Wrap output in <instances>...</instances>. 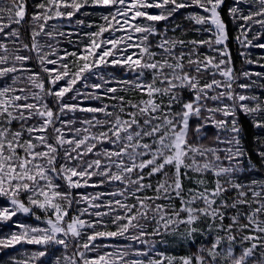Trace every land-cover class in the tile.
Instances as JSON below:
<instances>
[{
	"label": "snow or ice",
	"instance_id": "1",
	"mask_svg": "<svg viewBox=\"0 0 264 264\" xmlns=\"http://www.w3.org/2000/svg\"><path fill=\"white\" fill-rule=\"evenodd\" d=\"M222 5L0 0V253L21 246L4 264H264V72L237 73ZM227 12L264 49V0ZM117 237L142 247L98 243ZM166 237L196 251L155 252Z\"/></svg>",
	"mask_w": 264,
	"mask_h": 264
},
{
	"label": "trees",
	"instance_id": "2",
	"mask_svg": "<svg viewBox=\"0 0 264 264\" xmlns=\"http://www.w3.org/2000/svg\"><path fill=\"white\" fill-rule=\"evenodd\" d=\"M28 4H29L28 11L31 13L33 11L34 5L36 4V0H28ZM232 4H233V0H225V5H222L221 15H222L225 23L227 24V28H228V36H229L228 48H229V50L231 51V54H232V61H233V64L235 66V69H236L237 73H239L241 69L246 70V69L252 67V65L246 64L244 59H242L241 56L239 55V53L241 51H248L249 49H251V47L246 49V50L242 49L240 44L236 40V36L238 35V26H239L241 21H239V20L233 21L229 17L228 12H227V8L232 6ZM88 9L101 10L103 12L105 11L104 9L99 8V7L86 8L84 10H88ZM180 16H183V15H180ZM77 18H83V17H80V14H77ZM162 26H163V22H160V25H158V27H162ZM71 27L75 28V25L73 24ZM106 35H107V33L105 34V36ZM24 38H25V42H28L27 33H24ZM64 44L68 45L66 39H64ZM201 50H207V49H201ZM116 75L120 76L121 73L117 72ZM244 81L245 80H241L240 82L242 83ZM92 103H95V102H92ZM77 115L79 116V114H77ZM240 119H241L242 123H244V125H245L248 138L251 139V135H252L253 129L251 128L250 122L247 121L246 118H244L243 116H241ZM209 132L211 134V130H209ZM92 190H94V189H92V188H88L87 189L88 192H91ZM3 203H4L3 201H0V204H3ZM16 218L17 217H14L13 220H16ZM24 218L25 219L34 220L31 217H24ZM11 226H12V222L9 221L3 227L5 229H8ZM165 239L168 240V244L164 245V244L157 243L155 251H157V250H159V251H167V252L172 253V254H177V253H180V252H183V251H185L188 254H192V253H194L196 251L195 247H189L187 245L181 244L179 241H174V240H172L171 238H168V237H166ZM98 243L110 244V245H113L114 243H119V244L123 243L125 245H127L129 243H133L134 248H141L142 247L141 245H139L136 242H130V241L126 240V239L120 240L119 237L104 239V240L98 241ZM25 247L29 248V249H33V250H36V248H37V246H32V245H27ZM143 247L146 248L147 246H143ZM20 249H21V246L17 245L16 249L5 250L4 253H0V260L4 259L6 257L12 256L14 254H17L18 250H20ZM49 258H51V257L49 256V257L41 258L39 264H50V262L48 260ZM145 261H147V260H145Z\"/></svg>",
	"mask_w": 264,
	"mask_h": 264
},
{
	"label": "rangeland",
	"instance_id": "3",
	"mask_svg": "<svg viewBox=\"0 0 264 264\" xmlns=\"http://www.w3.org/2000/svg\"><path fill=\"white\" fill-rule=\"evenodd\" d=\"M38 2V0H36V3ZM83 11H87V12H90V13H92V15L90 16V17H87L86 18V23L88 22V21H96V22H99V17H100V13L101 12H103V11H101V10H93V9H88V10H83ZM183 21V16H177V18H176V23H180V22H182ZM241 23V22H240ZM170 27H171V25H170ZM185 27L187 28V24L185 23ZM75 28L74 27H65V28H63V29H61V30H63V31H73ZM91 30H95L94 28L93 29H91ZM169 34V36H176V37H180V38H185V39H193V38H195V39H201V38H206V36H198V35H195L193 32H191V31H189L188 32V35L186 36V37H182V34H181V32H180V30H177L175 33H173V32H169L168 33ZM107 36V35H106ZM251 37H252V33H249V38L251 39ZM71 39L72 40H77V39H79V37L78 36H72L71 37ZM253 43L254 44H256V43H264V38H261L259 41H253ZM61 47H68L69 48V50H72V48H71V46L68 44V45H66V44H64V40H62V42H61V45H60ZM202 52H206L207 50H201ZM247 53H248V56H249V58L250 59H257L258 57H260V56H264V49H260V48H258V47H251V49H249L248 51H247ZM54 58V57H53ZM262 63H264V61H262ZM246 70H249V71H254V72H264V68H261V67H259L258 65H255V64H252V67H250V68H248V69H246ZM247 81H244V82H242V83H246ZM80 85L78 84L77 85V87H79ZM105 189H103V188H101V189H94V190H92L91 192H94V191H104ZM17 219V218H16ZM19 219H21V220H24L25 222H27V223H31V224H35L36 223V221L35 220H31V219H25L24 217H19ZM8 223V222H7ZM6 224V223H5ZM5 224H0V236H3V235H7L9 232H11V231H13L14 229L12 228V226L10 227V228H8V229H5L3 226L5 225ZM120 238V237H119ZM122 239H124V238H120V240H122ZM113 245H118V246H125V244H123V243H114ZM28 250H33V249H29V248H27ZM107 251H112V248L111 247H109V248H107L106 249ZM155 251V250H154ZM155 252H163L165 255H173V256H177V257H179V256H182V255H189L188 253H186L185 251H183V252H180V253H177V254H172V253H169V252H167V251H159V250H157V251H155ZM57 255H59L60 253L59 252H57L56 253ZM15 255H18V253L17 254H14V255H12V256H15ZM149 255H154V253H150ZM10 257V256H9ZM9 257H6V258H4V259H2V260H0V264H4V262H6L7 260H8V258ZM129 259H136L137 257L136 256H134V255H131L130 257H128ZM156 258H158V257H156ZM49 260V262H50V264H51V260H52V257L51 258H49L48 259ZM144 260H147V258H144ZM145 264H147V261H145Z\"/></svg>",
	"mask_w": 264,
	"mask_h": 264
}]
</instances>
